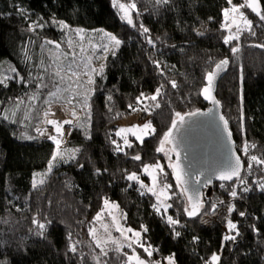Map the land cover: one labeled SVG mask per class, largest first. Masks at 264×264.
<instances>
[{
    "label": "trees",
    "instance_id": "1",
    "mask_svg": "<svg viewBox=\"0 0 264 264\" xmlns=\"http://www.w3.org/2000/svg\"><path fill=\"white\" fill-rule=\"evenodd\" d=\"M119 3H135L131 24L121 19L123 13L113 0H0V73L13 69L21 79L2 77L4 84H0V264H127L125 251L130 248L106 250L97 246L91 234L105 200L117 202L126 226L144 228L142 239L155 258L171 255L175 264H206L220 251L219 264H264V190L260 188L264 165L250 160L252 155L264 159V47L255 46L264 45V21L243 8L255 35L245 30L238 41L225 44L227 0ZM261 4L264 9V0ZM59 21L88 30L105 29L121 44L107 55L102 72L94 78L87 106L66 143L69 155L79 149L75 159L54 165L43 183L33 187L54 147L34 132L39 99L30 103L36 111L32 120L25 105L18 109L15 105L25 94L36 93L26 84L34 86L28 58L39 40L37 25H47L44 33L57 39L54 27ZM233 46L239 51L233 53ZM225 59L227 68L215 95L242 156V169L239 179L215 183L203 194L198 214L189 217L170 165L157 149L177 120V112L183 116L207 108L201 97L206 73ZM171 81L176 82L175 88ZM157 88L160 95L155 101L144 98L155 95ZM145 107L147 111L140 110ZM126 118L150 123L155 131L143 143L131 138L133 146L117 152L112 141L120 142L116 132ZM246 142L256 146L247 155ZM136 155L141 160L132 159ZM157 162L165 170L161 179L171 185L168 211L180 221L175 226L168 225L167 216L153 207L152 194L126 179L129 173H140L144 165ZM96 169L101 173L96 174ZM241 179L246 183L241 184ZM232 190L237 191L236 198L230 196ZM233 206L235 210L229 212ZM227 220L239 230L235 241L222 240ZM73 245L75 252L70 251Z\"/></svg>",
    "mask_w": 264,
    "mask_h": 264
},
{
    "label": "rangeland",
    "instance_id": "2",
    "mask_svg": "<svg viewBox=\"0 0 264 264\" xmlns=\"http://www.w3.org/2000/svg\"><path fill=\"white\" fill-rule=\"evenodd\" d=\"M242 3H244V0H232V3H228L227 7H225L223 10V27L228 32V35L236 33L237 26L242 29L246 28L239 13H232L231 11H229L228 18L226 19L224 16L225 10H230L233 5L238 6ZM240 11L243 12V8ZM122 13L123 15H125L124 12ZM130 14L131 8L128 9V15L130 16ZM244 16L246 17L245 13ZM25 19L29 21L28 17H25ZM60 22L62 21H59L58 25L54 27L57 34V39L47 37L48 34L44 33L45 27L47 25L40 26L38 28L37 37H39V40H37V42L32 46V54L29 53L30 56L28 58V63L31 62L33 64L32 72L34 86L26 84L27 87L30 86L29 88L35 87L36 93L32 94L31 96H27L25 94L23 98L19 99L20 102H17L15 105L17 109L20 105H25L26 116L31 118L32 120L36 116V111L35 108L30 105V103L34 102L36 99H39V103H41V109L39 111V122L34 128V132L37 134L41 142H49L50 144H52V146L54 147V153L59 151L63 154L64 157L63 159L58 158L55 161H52V159H50L48 161L45 169L40 172L37 179H35L37 186L41 185L42 183H40V181L45 179L48 173L51 172V170H49L50 162L52 164V169L54 165L57 166L60 162L65 161L70 157V152L65 149L66 143L68 142L70 135L77 125L84 107H86V98H88V96L93 92L94 78L100 75V73L102 72L101 67H104L107 55L116 49L113 48V44L109 41L108 37L104 35L105 33L114 35L110 31H107L105 29L88 30L84 28L71 27L63 22V24L68 26L64 28L61 27ZM31 24L34 25L33 22H31ZM225 25L231 26V32H229ZM32 29L35 30V28ZM49 41H52V43H48ZM57 45H59V47H57ZM104 45L108 46V51H105ZM69 65H71V67H69ZM4 66L5 64L1 66V69H3ZM58 69H60V75L56 76L54 75V73ZM14 72H16V70L13 69H6L5 71H2L0 73V80H2V77H4L5 81L13 79L21 80L15 76ZM73 73L75 74L73 75ZM61 77H63V79H61ZM90 80L93 82L90 83ZM42 85H47V87H43ZM51 93H56V96L53 97ZM68 100H71L72 103L69 104ZM56 104L68 106L69 108L78 112L77 121L75 122L69 137L64 143L60 144L59 149H57V145L55 143L49 140H45L41 136V129L44 125L43 111L46 108ZM145 123L147 122L139 123L133 118H126L122 122V125L118 128L117 132H119L121 128L133 129L136 131V135H133L131 132L122 133L119 136L116 135L117 140L120 141L118 142V144L123 146V137L125 136L129 140V142L131 138L137 140L136 136H142L143 140L150 136L153 133L150 130H147V134H145V132L139 131V129L142 128ZM137 141L141 142L140 140ZM160 152L164 154L167 163H169L170 165L171 161L174 160V156L172 151L170 150L168 142L164 143L163 151ZM240 157L242 159V156ZM157 164H159L163 168L162 163L157 162L153 164H146L150 166L148 173H145L143 171L145 165L143 166L140 173L135 172L139 177V182H134L137 183L142 191L148 192L154 196L155 205L160 208L159 213L165 214L168 217L170 216L168 211L169 208H167V210L165 211V206L170 205L169 198L171 193L169 191V188L164 187L167 182H164L161 179L163 177L162 174L165 173V170L163 168V171H161L159 168H156L155 166ZM143 176L146 178H144ZM153 176H156L157 178L155 184L152 180ZM140 182L145 185L144 188H141ZM149 187L153 188L155 195L153 194V192L147 191V188ZM178 187L182 191L179 185ZM183 197L186 203V207L191 210L190 203L184 193ZM203 199L204 195H202L200 204L202 203ZM107 201L109 202L108 205L106 206L105 204H103V208L98 213L99 218H97L96 223L91 228V234L94 237L93 239L95 243H99V245H102L106 250L110 248H116L120 251L124 250V248H129L127 245L129 243H132V247L130 248L131 251H125L127 264H137L136 257H139L140 260H143L144 264H168L166 258L171 255L155 258L151 247L150 250L153 254L151 256H148L144 251V248L135 243V241L139 239L140 243H143L145 246H149L142 239L144 228L132 229L126 226L123 223L124 214L117 202L111 200ZM200 204L197 205V207L200 206ZM228 221L229 220H227L225 224L223 236L236 234L235 231L230 232L228 230ZM129 229H131V231H128ZM135 232L141 233L139 238L134 236ZM134 246H138L139 249L134 248ZM214 254L218 255L220 260V251L215 252ZM129 256L132 257L131 261H128ZM211 257L206 262V264H219V260L216 262H212Z\"/></svg>",
    "mask_w": 264,
    "mask_h": 264
},
{
    "label": "snow or ice",
    "instance_id": "3",
    "mask_svg": "<svg viewBox=\"0 0 264 264\" xmlns=\"http://www.w3.org/2000/svg\"><path fill=\"white\" fill-rule=\"evenodd\" d=\"M169 2H170V0H157V3H161V4H168ZM227 2L229 4H231L232 3V0H227ZM113 4H114V6H118L120 8V10L125 13V15L121 16V19H125V20H127V23L131 24L132 23V20H131L130 16L128 15V9L129 8L135 9V7H136L135 3H131L130 5H127L126 6L124 4H117V0H113ZM242 8H248V9H250L252 12H254L256 14V16L259 17L260 21H264V9L261 8L260 0H244V3H242V4L238 5V6L233 5V7L230 10H225L224 11L225 18L226 19L228 18L229 11H231L232 13H239V15H240L241 19L243 20V23L245 24L246 28L242 29L239 26H237L236 33L230 34L227 37H225V39H224V43L225 44H228V43H230L233 40H237L238 41L240 39V34H242L243 31H245V30H247L252 35H255V32L252 31V21L248 20L244 16V13L242 11H240ZM17 11H20L22 13L23 10L22 9H17ZM233 22H235V21H233ZM60 24H61V27H64V28L68 27L67 25L63 24V22H60ZM37 26H41V25H37ZM29 27L31 28L32 26L29 25ZM225 27L229 30V32H231V26L230 25H225ZM32 30H34V29H32ZM78 31H82V30H78ZM143 31L145 33H147L149 30L147 28H144ZM104 35L108 37V39H109L110 42H112L113 48H117L121 44V40L118 39L115 35H111L109 33H105ZM148 42L150 44L153 43V41L151 39H149ZM48 43H52V41H49ZM255 46L256 47H264V45H255ZM57 47H59V45H57ZM104 49H105V51H108L109 50L107 45H104ZM231 51L233 53H236V52L239 51V48L236 47V46H233L232 49H231ZM113 54H114V51H113ZM154 63H156V66L159 67V62L158 61H155ZM227 64H228V60H226V59L225 60H222V61H220L219 63L216 64V66H215L216 67V71H209V72L206 73V81H207V84L203 88L202 92H203L204 98L205 99L212 100V102L214 104H219V101H216L214 99V97L212 96L213 81H214L216 75L218 74L219 70L223 69V67L225 65H227ZM69 67H71V65H69ZM102 70H103V68L101 67V71ZM74 74L75 73H73V75ZM54 75L59 76L60 75V69H58L54 73ZM61 79H63V77H61ZM241 79H243V77H241ZM89 82L92 83L93 81L90 80ZM0 84H4V81L3 80H0ZM171 84H172V87H174V88L177 86L175 81H171ZM5 86H7V85H5ZM42 86L43 87H47V85H42ZM51 95L53 97H55L56 96V93H51ZM159 95H160V89L157 88L155 95L151 96L150 98L149 97H144V98L145 99H151V100L155 101ZM108 99L111 100V96H109ZM242 99H243V96L241 95V100ZM137 102L138 103H141L142 102V100H141L140 97H137ZM68 103L71 104L72 101L71 100H68ZM85 106H87V105L85 104ZM155 106L156 107H159V104H156ZM129 107H132V106L129 105ZM133 110L135 111L136 109H133ZM140 110L141 111H147L148 109L145 107V108L140 109ZM195 114L196 113H191V115H195ZM45 115L47 116L48 113H45ZM72 115L75 116L76 113L73 111L72 112ZM176 117H177V121H174L173 122V125H172L173 128L176 127L177 122H183V120H184V116H182L179 112L176 113ZM221 119H223V117H221ZM47 123L54 125L56 132L58 134H60V135H63V133H62V126H63V124H72L73 121L72 120H63V121L48 120ZM224 127H225V130H227V121H224ZM147 130H150L152 132L155 131L154 129H152V126H151L150 123H145L143 125V127L139 129V131L145 132V134H147ZM126 132H131L133 135H136V131L135 130H133V129H124V128H121L120 131L116 133V135L119 136L122 133H126ZM228 135L230 137L231 136V132H228ZM170 137H171V131H169L168 133L165 134V136L163 137V140L161 141V147L158 148L157 151H163V145H164V143L170 141ZM136 138H137V140H140L141 143H143V137L142 136H136ZM49 139H52L56 143L57 149H59L60 144H61V141L58 140L55 136H49ZM112 143L116 145L115 151H117V152H122L124 150V147L131 148L133 146L129 142V140L127 139L126 136L123 137V146H121L120 144H117V142L114 141V140L112 141ZM250 147L251 148H254L256 146L254 144L253 145H249L247 142L244 144L243 151H244V154L245 155L248 154V149ZM172 150L174 151L175 149L173 148ZM77 152H79V149H73L72 152H71V154H70V157L69 158L70 159H75V154ZM58 158L59 159H63L64 158L63 157V154L61 152H59V151L55 152L53 154V156H52L51 159H52V161H55ZM132 159H134V160H141V156L140 155H136V156H133ZM250 160L252 162L256 163V164L264 165V159L258 158L255 155L250 156ZM170 166H172L176 170V180L178 182L183 183V178H182V175H181V173H180V171L178 169V165H170ZM51 167H52V164L50 162V164H49V170H51ZM80 167L82 168V167H84V165H80ZM149 167L150 166L145 165L143 171L145 173H148L149 172ZM155 167L156 168H159L161 171H163L162 166H160L159 164H157ZM241 167H242V164H241L240 158L239 157H236L234 163L230 164L229 167L226 170H223V171L220 172L219 179H221V180H232L233 177H236V178L239 179ZM248 167L251 168L252 167V163H250L248 165ZM103 171L106 172L107 169H104ZM100 173H101V170L100 169H96V174H100ZM126 179L129 180V181H137V182H139V177L137 176L136 173H129L126 176ZM152 180H153V183L155 184L156 183V180H157L156 176H153L152 177ZM40 183H43V181L41 180ZM196 183L199 184L200 181L197 180ZM240 183L241 184H244L246 182L241 179L240 180ZM140 184H141V188H144L145 187V185L142 182H140ZM36 186H37V184L34 181L33 187H36ZM164 187L165 188H170L171 185L165 184ZM221 187H223V185H221ZM260 188H261V190H264V184H261L260 185ZM243 190L244 191H248V188H244ZM147 191L153 192V194L155 195V192L153 191V188L149 187V188H147ZM237 195H238V193H237L236 190H232L230 192V196L232 198H236ZM158 199H159V197H158ZM188 200H189V203H190V206H191V210L189 208H185L184 209L185 213L189 217H192L194 215H197L198 214V212H197V205L200 204V201H199V192L197 191L195 193V197L189 196L188 197ZM108 203L109 202L107 200L104 201V204L106 206L108 205ZM200 206H202V205H200ZM153 207L156 208V211L157 212L160 211V208L157 207L156 205H153ZM169 207H171V205H166L165 206V211ZM234 210H235L234 209V206L229 208V212H232ZM213 211H215V206H213ZM239 214H240V216H244L245 215L244 212H240ZM97 218H99V215H98ZM33 222L34 223H37L38 224V227L40 229H44L45 228V225L44 224L38 223L35 220ZM179 223H180V221L178 219H173L172 216H168L167 217V224L168 225L175 226V225H178ZM227 227H228V230L230 232L235 231L236 234L235 235H225V236L222 237V240L223 241H228V240L235 241L236 240V237L239 235V230L237 228V225L235 223H233L231 220H229L228 221V224H227ZM128 231H131V229H129ZM145 231H147V229H145ZM140 235H141L140 232H135L134 233V236L137 237V238H139ZM175 235L177 237L180 236V232H176ZM198 239H199L198 237H193V240L194 241H196ZM135 243H137L140 247L144 248V251L147 253L148 256H151L153 254L152 251L150 250V248H151L150 245L149 246H145L143 243H140L139 239H137L135 241ZM97 246L98 247L100 246L99 243H97ZM127 246L129 248H131L132 247V243H129ZM70 251H72V252H75L76 251V248H75L74 245L70 248ZM106 254L107 253H105V255ZM136 259H137V264H144V261L143 260H140L139 257H136ZM166 259L168 261V264H175L174 256H169ZM131 260H132V257L129 256L128 257V261H131ZM211 260H212V262H216V261L219 260V256L216 255V254H213V256L211 257Z\"/></svg>",
    "mask_w": 264,
    "mask_h": 264
},
{
    "label": "water",
    "instance_id": "4",
    "mask_svg": "<svg viewBox=\"0 0 264 264\" xmlns=\"http://www.w3.org/2000/svg\"><path fill=\"white\" fill-rule=\"evenodd\" d=\"M226 68L227 65L219 70L213 81L212 96L216 101H218L215 95L216 87ZM212 71H216V67ZM201 97L208 105L207 108L192 112L196 113L195 115H191V113L183 115V122H177L174 128L170 127L171 137L168 142L174 156L170 165H178L183 183L176 180V170L169 166L172 175L187 199L189 196L195 197V193L198 191L199 201H201L203 193L207 194L215 183L233 182L236 179V177H233L232 180L219 179L220 172L234 163L236 157L240 158L242 164L232 134L230 137L228 135V132H231L228 125L225 130L224 121L226 119L222 114L220 104H214L212 100L205 99L202 91ZM47 125L52 126L49 123ZM197 180L200 181L199 184L196 183Z\"/></svg>",
    "mask_w": 264,
    "mask_h": 264
},
{
    "label": "bare ground",
    "instance_id": "5",
    "mask_svg": "<svg viewBox=\"0 0 264 264\" xmlns=\"http://www.w3.org/2000/svg\"><path fill=\"white\" fill-rule=\"evenodd\" d=\"M73 111L76 113L75 116L72 115ZM45 113H48V115L46 116ZM77 118H78V112L76 110L69 108L68 106H65V105L56 104V105H52V106L46 108L43 111L44 125H43V128L41 129L42 138L55 143L52 139H49V136H55L58 140L61 141V144L64 143L67 140V138L69 137V135L72 131V128H73L75 122L77 121ZM48 120H56V121L72 120L73 123L72 124H63V126H62L63 135H60L56 132L54 125H52V126L47 125Z\"/></svg>",
    "mask_w": 264,
    "mask_h": 264
},
{
    "label": "built area",
    "instance_id": "6",
    "mask_svg": "<svg viewBox=\"0 0 264 264\" xmlns=\"http://www.w3.org/2000/svg\"><path fill=\"white\" fill-rule=\"evenodd\" d=\"M47 166V165H46Z\"/></svg>",
    "mask_w": 264,
    "mask_h": 264
}]
</instances>
